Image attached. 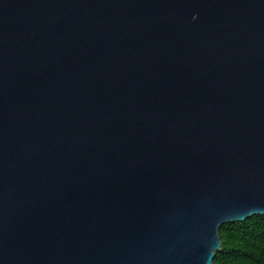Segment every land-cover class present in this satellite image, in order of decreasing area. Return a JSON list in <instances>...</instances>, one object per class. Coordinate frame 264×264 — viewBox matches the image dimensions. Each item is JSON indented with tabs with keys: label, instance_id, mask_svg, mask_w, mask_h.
Wrapping results in <instances>:
<instances>
[{
	"label": "water",
	"instance_id": "obj_1",
	"mask_svg": "<svg viewBox=\"0 0 264 264\" xmlns=\"http://www.w3.org/2000/svg\"><path fill=\"white\" fill-rule=\"evenodd\" d=\"M264 215V0H0V264H213Z\"/></svg>",
	"mask_w": 264,
	"mask_h": 264
},
{
	"label": "trees",
	"instance_id": "obj_2",
	"mask_svg": "<svg viewBox=\"0 0 264 264\" xmlns=\"http://www.w3.org/2000/svg\"><path fill=\"white\" fill-rule=\"evenodd\" d=\"M220 240L213 264H264V215L223 225Z\"/></svg>",
	"mask_w": 264,
	"mask_h": 264
}]
</instances>
